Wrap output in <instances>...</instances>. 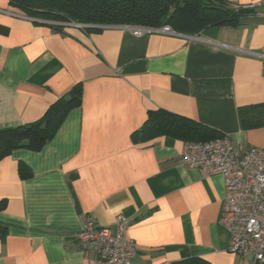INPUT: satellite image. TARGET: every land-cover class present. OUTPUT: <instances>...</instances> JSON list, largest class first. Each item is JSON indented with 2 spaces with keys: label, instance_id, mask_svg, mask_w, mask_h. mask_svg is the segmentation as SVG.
I'll use <instances>...</instances> for the list:
<instances>
[{
  "label": "crops",
  "instance_id": "1",
  "mask_svg": "<svg viewBox=\"0 0 264 264\" xmlns=\"http://www.w3.org/2000/svg\"><path fill=\"white\" fill-rule=\"evenodd\" d=\"M94 28L54 29L0 0V132L82 89L80 106L40 151L15 149L0 161V264H94L79 232L91 219L115 235L119 215L137 247L132 264H255L228 251L221 176L183 164L181 141L131 137L148 112L163 110L241 152L264 149V15L249 10L236 27L194 36ZM21 167L31 176L22 179Z\"/></svg>",
  "mask_w": 264,
  "mask_h": 264
},
{
  "label": "trees",
  "instance_id": "2",
  "mask_svg": "<svg viewBox=\"0 0 264 264\" xmlns=\"http://www.w3.org/2000/svg\"><path fill=\"white\" fill-rule=\"evenodd\" d=\"M9 6L27 17L49 23L54 28L66 23L86 26H125L159 30L169 27L181 35L194 36L210 27L232 26L249 10H234L226 0H7ZM82 89L73 87L54 102L42 117L30 124L0 132V161L15 149L38 152L55 135L67 113L80 106ZM169 137L181 142L203 143L221 138L218 132L186 117L167 111H150L141 129L132 134L133 142ZM25 167L20 177H30ZM6 230L0 227V241ZM171 264H209L189 258Z\"/></svg>",
  "mask_w": 264,
  "mask_h": 264
},
{
  "label": "built area",
  "instance_id": "3",
  "mask_svg": "<svg viewBox=\"0 0 264 264\" xmlns=\"http://www.w3.org/2000/svg\"><path fill=\"white\" fill-rule=\"evenodd\" d=\"M234 10H252L264 15V0L246 6L232 5ZM76 25L75 23H66ZM81 27H86L80 25ZM174 34L169 27L159 30L135 28L133 34L146 32ZM181 161L186 166L199 169L208 176L219 175L224 186V201L220 224L229 233L228 251L250 257L255 264L264 262V149L250 147L241 152L232 141L221 138L198 143L184 142ZM126 219L115 218V235L107 228L96 227L88 219L77 239L82 250L96 255L94 264H132L137 247L123 237Z\"/></svg>",
  "mask_w": 264,
  "mask_h": 264
}]
</instances>
